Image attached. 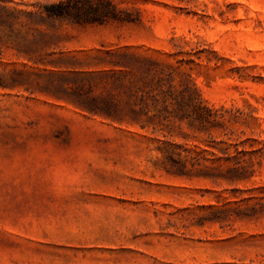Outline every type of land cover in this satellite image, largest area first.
Listing matches in <instances>:
<instances>
[{"label":"rangeland","instance_id":"obj_1","mask_svg":"<svg viewBox=\"0 0 264 264\" xmlns=\"http://www.w3.org/2000/svg\"><path fill=\"white\" fill-rule=\"evenodd\" d=\"M5 1L0 264H264V0Z\"/></svg>","mask_w":264,"mask_h":264},{"label":"trees","instance_id":"obj_2","mask_svg":"<svg viewBox=\"0 0 264 264\" xmlns=\"http://www.w3.org/2000/svg\"><path fill=\"white\" fill-rule=\"evenodd\" d=\"M86 2L88 3L90 10L88 14L81 13L78 4L73 3L72 0H60L56 4H51L49 7L46 5H40V7H42L47 14L54 15L61 20L77 25L93 24L96 22L102 23L109 19H116L114 14L115 7L109 0H86ZM98 2H104L106 5L101 8ZM20 13L27 14L28 16H37V14H39L8 6L5 0H0V30L5 28L12 30L13 26L16 24L22 26L23 23L19 18ZM165 95L166 93L164 94V99H161L162 102H165L166 100ZM86 98L88 102L77 101L75 103L80 108L92 113L111 116L116 113V109H118H115L118 104L115 94H110L106 99H100L90 95H87ZM98 100H100L101 104L98 103ZM156 100L159 101L157 98Z\"/></svg>","mask_w":264,"mask_h":264}]
</instances>
